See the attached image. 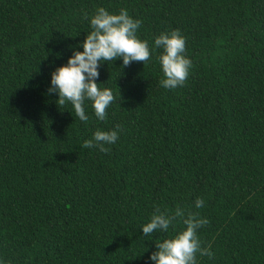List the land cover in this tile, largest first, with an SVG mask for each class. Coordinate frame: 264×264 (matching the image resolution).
<instances>
[{"label":"trees","instance_id":"obj_1","mask_svg":"<svg viewBox=\"0 0 264 264\" xmlns=\"http://www.w3.org/2000/svg\"><path fill=\"white\" fill-rule=\"evenodd\" d=\"M97 7L185 38L189 75L161 87L146 61L101 65L114 101L103 121L48 94L54 67L91 31ZM82 51V48L79 49ZM119 125L107 152L84 148ZM205 203L197 209L195 201ZM207 218L197 264H264V0H0V261L148 264L141 226L176 208Z\"/></svg>","mask_w":264,"mask_h":264},{"label":"clouds","instance_id":"obj_2","mask_svg":"<svg viewBox=\"0 0 264 264\" xmlns=\"http://www.w3.org/2000/svg\"><path fill=\"white\" fill-rule=\"evenodd\" d=\"M91 31L86 33L84 40L71 48L72 55L67 63L54 67L51 72L48 94L58 96L60 105L70 103L72 109L82 122H87L85 102H91V108L97 120L106 119V109L114 101L112 89L100 87L97 83L100 67L106 62L122 60L123 66L132 62H146L156 49H162L157 59L162 78L161 87L175 89L182 86L189 75L191 60L185 53V38L178 30L161 32L155 36L151 47L147 40L137 36L141 20L128 14L126 9L118 13H110L104 7H97L95 14L88 16ZM82 48V51L79 50ZM119 125L115 129L104 131L97 129L90 139L83 141L82 147H96L101 152H107L106 145H113L119 138ZM202 198H197V209L204 205ZM177 218L182 220L183 229L176 231L171 238L156 240V250L148 257V264H197L196 254L212 257L210 248L201 247L198 230L208 224L207 218L176 208L174 212L156 210L150 221L141 226L144 236L155 232H168L174 226ZM3 264V261H0Z\"/></svg>","mask_w":264,"mask_h":264}]
</instances>
